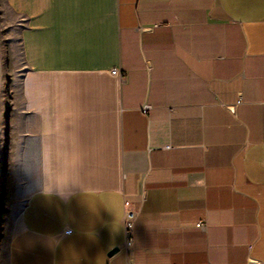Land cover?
Returning <instances> with one entry per match:
<instances>
[{"label":"crops","instance_id":"crops-1","mask_svg":"<svg viewBox=\"0 0 264 264\" xmlns=\"http://www.w3.org/2000/svg\"><path fill=\"white\" fill-rule=\"evenodd\" d=\"M4 2L6 264H264V0Z\"/></svg>","mask_w":264,"mask_h":264},{"label":"rangeland","instance_id":"rangeland-1","mask_svg":"<svg viewBox=\"0 0 264 264\" xmlns=\"http://www.w3.org/2000/svg\"><path fill=\"white\" fill-rule=\"evenodd\" d=\"M4 0H0V14L6 11ZM0 19V25L2 24ZM11 50L0 49V264H6V249L14 219L18 217L24 197L32 186L15 176L13 162L8 158L11 139Z\"/></svg>","mask_w":264,"mask_h":264},{"label":"built area","instance_id":"built-area-1","mask_svg":"<svg viewBox=\"0 0 264 264\" xmlns=\"http://www.w3.org/2000/svg\"><path fill=\"white\" fill-rule=\"evenodd\" d=\"M113 74H119L122 75L121 71L118 70V68H114L112 70ZM124 216H123V228H124V233L125 237L123 244L119 247V249L124 250L126 257H127V262L128 264H132L133 262V251L135 250L134 246V238H135V223L138 217V213L134 210H125ZM197 226L199 228L204 229L205 224L202 222H198Z\"/></svg>","mask_w":264,"mask_h":264},{"label":"water","instance_id":"water-1","mask_svg":"<svg viewBox=\"0 0 264 264\" xmlns=\"http://www.w3.org/2000/svg\"><path fill=\"white\" fill-rule=\"evenodd\" d=\"M119 251V247H114L112 250H110L109 254L113 255Z\"/></svg>","mask_w":264,"mask_h":264},{"label":"clouds","instance_id":"clouds-1","mask_svg":"<svg viewBox=\"0 0 264 264\" xmlns=\"http://www.w3.org/2000/svg\"><path fill=\"white\" fill-rule=\"evenodd\" d=\"M46 195H49L50 193H45Z\"/></svg>","mask_w":264,"mask_h":264}]
</instances>
